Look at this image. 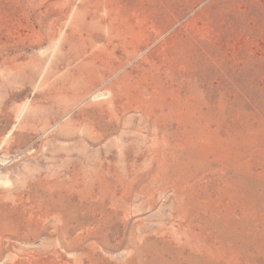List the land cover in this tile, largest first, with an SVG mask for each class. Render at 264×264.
I'll return each instance as SVG.
<instances>
[{
    "label": "rangeland",
    "instance_id": "374dc122",
    "mask_svg": "<svg viewBox=\"0 0 264 264\" xmlns=\"http://www.w3.org/2000/svg\"><path fill=\"white\" fill-rule=\"evenodd\" d=\"M61 87L78 179L7 146ZM6 121L0 264H264V0H0Z\"/></svg>",
    "mask_w": 264,
    "mask_h": 264
},
{
    "label": "bare ground",
    "instance_id": "6f19581e",
    "mask_svg": "<svg viewBox=\"0 0 264 264\" xmlns=\"http://www.w3.org/2000/svg\"><path fill=\"white\" fill-rule=\"evenodd\" d=\"M28 67H30L29 70H27ZM11 70L13 69L6 68L5 71L8 75L5 76L11 75ZM38 72L39 70H37L36 67L33 68L32 64L28 63L25 65V67L18 68V75H16V78H18V80L22 79L27 74L28 81L33 84L35 83ZM76 87L86 88L87 84L82 81L74 85V88ZM57 89L58 90L55 93L56 96L53 97L49 104L42 105V107L33 109L29 108V116H26V118L17 126V131H15L23 132V130H26L25 132L27 133V136H25V138L21 140L17 139L16 137L15 139L13 136V139L9 141V144L7 146L10 148L16 147L18 149L27 147L30 150L34 147H37L34 152H32L31 154L29 153L25 157L26 160L30 161L28 165H31V163L35 162L34 165L36 167H41L45 162L48 164V166L45 167L46 171L48 169H51V164L54 166H58V170L54 169L56 171L55 176H57V178H59L62 173H73V177L78 179L80 174L82 173V170L91 169L97 164L98 157L104 158L106 156L102 149L101 152L96 150L98 142L95 141L94 137L90 133H87L84 137L80 136V129L75 122L76 116L71 117L69 121L58 126L57 129H54L46 137L40 139L37 142L33 141L34 137H36L41 132V130L47 126L49 121L53 119L52 117H54L55 119L60 115L64 108L69 107L68 105H66L68 103V97L63 93L62 87ZM70 96L73 95L71 94ZM103 96V94L97 95L96 99H99ZM30 121H33L32 126H23L25 122H27L28 124ZM8 126V121L0 124V141L1 136L5 133ZM15 132L14 135L16 134ZM45 146H47L46 150H44ZM34 175L35 174H33V172H29L26 181L31 182L34 179ZM0 183L8 184L9 181L5 182L2 178H0Z\"/></svg>",
    "mask_w": 264,
    "mask_h": 264
}]
</instances>
